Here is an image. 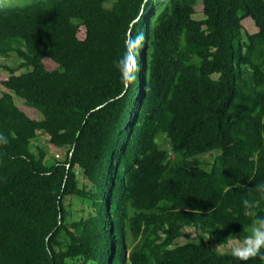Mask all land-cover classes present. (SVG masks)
<instances>
[{
	"label": "trees",
	"instance_id": "1",
	"mask_svg": "<svg viewBox=\"0 0 264 264\" xmlns=\"http://www.w3.org/2000/svg\"><path fill=\"white\" fill-rule=\"evenodd\" d=\"M129 32L145 40L125 87ZM12 55L0 264H245L205 238L248 234L244 199L264 217L250 191L264 183V0H32L0 8V60ZM68 197L91 212L69 221ZM186 227L198 242H176Z\"/></svg>",
	"mask_w": 264,
	"mask_h": 264
},
{
	"label": "clouds",
	"instance_id": "2",
	"mask_svg": "<svg viewBox=\"0 0 264 264\" xmlns=\"http://www.w3.org/2000/svg\"><path fill=\"white\" fill-rule=\"evenodd\" d=\"M11 6H13V0H0V8ZM144 40L142 32H137L134 36L131 32L127 33L124 39V51L114 62L120 74L121 84L125 87L131 86L137 79V73L140 70L138 56L140 49L144 46ZM7 143V137L0 134V145ZM250 191L258 193L264 199V183L255 184ZM257 204L255 200L242 201L244 215L251 219V223L248 226V234L242 239L235 238L230 248V255L245 264L252 259L264 261V217L257 214Z\"/></svg>",
	"mask_w": 264,
	"mask_h": 264
},
{
	"label": "rangeland",
	"instance_id": "3",
	"mask_svg": "<svg viewBox=\"0 0 264 264\" xmlns=\"http://www.w3.org/2000/svg\"><path fill=\"white\" fill-rule=\"evenodd\" d=\"M31 1L32 0H13V6L23 5V4H26V3L31 2ZM200 5H201V2H200ZM200 5H197V7L195 8V13L193 16L196 19L202 18V6H200ZM241 24L243 26L244 31H246L248 33H254L257 31V27L255 26L253 20L249 17L243 19L241 21ZM0 63L7 64L9 66H14V65L19 63V60L14 55H12L9 58L0 60ZM21 71L22 70H18L17 73H19ZM7 75L8 74L4 69H0V76L2 78L6 77ZM1 91H2V88L0 85V94H1ZM14 100L18 106L24 105L23 101L21 99H19L18 97H14ZM40 139H41L40 145L45 146L47 143V139L45 137H41ZM48 154H49V156L54 155V157H55V154H57L59 159H62V157H63V152H59V151L54 152L52 150H48ZM215 155H216V153H214V152L206 153V154L199 156V159H201L205 163L206 168H209L213 162ZM78 177L80 179V181H79L80 186L82 183L87 182L86 179H84V177L80 173H78ZM65 201H66V209L68 212L67 218L69 221L79 220L81 217L87 216L88 213L91 212V209L87 205L78 202L75 198H69L68 197V198H66ZM198 233H199V231L197 229H195L194 227H186L184 230L183 236H181V238H178L176 240V242H178L179 244L184 243V242H189V241L198 242L199 241V239L197 237ZM205 239L219 253L230 252V248L232 246L233 240H230L227 243H217L213 239L209 238V236H206ZM127 253H128V250H127Z\"/></svg>",
	"mask_w": 264,
	"mask_h": 264
}]
</instances>
